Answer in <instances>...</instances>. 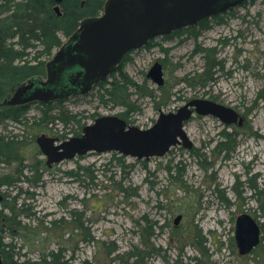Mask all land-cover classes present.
Segmentation results:
<instances>
[{"label": "rangeland", "instance_id": "374dc122", "mask_svg": "<svg viewBox=\"0 0 264 264\" xmlns=\"http://www.w3.org/2000/svg\"><path fill=\"white\" fill-rule=\"evenodd\" d=\"M234 11V19L205 34L209 47L217 46L215 41L222 35L242 34L217 55L219 60L224 59L223 70L214 71L216 80L207 87L194 90L189 86L203 67V60L193 59V41L187 37L168 41L158 38L151 49L126 55L119 67L138 86L136 93L129 89L130 103L106 106L98 99V89L93 88L85 96L67 99L63 108L84 119L86 126L96 117L114 116L127 125L148 129L160 112H176L195 95L210 92L243 116L241 126L192 115L184 124L191 150L180 143L161 158L136 160L124 156L125 172L113 161L114 152H91L53 164L35 188L15 183L18 163H0V184L9 186L0 187V201L4 194L13 197L21 189L18 204H25L28 214L17 220L30 230L46 231L51 228L47 222L62 219L52 231L70 233L59 240L64 250L60 257L69 260L68 264H132L130 256L135 248L144 254L139 264H264V195H255L250 189L254 185L264 189V0L249 1ZM66 40L62 37L63 43ZM239 49H243L241 54ZM157 62L164 66L163 86L147 77ZM93 114L95 117L90 118ZM39 117L37 104L31 103L24 105L21 123L0 122V136L16 137L29 146L24 150L26 164L45 159L37 155L40 152L35 138L31 142L30 125ZM53 129L70 131V127L63 131L60 124ZM223 132L232 136L227 146L221 143ZM68 138L74 137L69 133ZM176 165L184 168L183 183L172 181L173 173L167 170ZM88 167L94 173H86V178L75 180L66 175L70 171L83 174V168ZM119 183L123 193L117 190ZM26 192L34 195L28 197ZM74 211L80 214L84 229L72 223ZM243 214L259 225L262 239L241 255L235 235L237 219ZM143 216L161 226L150 240L141 233ZM178 216L181 219L175 224ZM198 230L202 240L195 237ZM85 232L93 242H85ZM49 249L55 251L57 245L51 244ZM13 260L36 264L39 254L23 248Z\"/></svg>", "mask_w": 264, "mask_h": 264}, {"label": "water", "instance_id": "95a60500", "mask_svg": "<svg viewBox=\"0 0 264 264\" xmlns=\"http://www.w3.org/2000/svg\"><path fill=\"white\" fill-rule=\"evenodd\" d=\"M243 0H107L103 13L85 18L77 30L46 65L47 81L31 79L18 87L4 101L9 106L31 102L47 103L62 99L68 93L89 91L92 83L104 78L128 52L139 49L157 36L192 25L198 20L225 11ZM55 11L59 13V8ZM73 73L66 75V69ZM147 77L157 86L164 84L162 66L157 62ZM195 113L212 115L222 123H234L238 114L230 108L207 101H190L176 112H160L153 126L140 129L114 116L101 117L82 130L80 137L56 143L55 139L40 136L36 143L47 164L71 160L87 153L117 152L136 160L161 158L182 143L191 142L184 124ZM240 122L242 119L239 120ZM181 216L174 223L178 224ZM239 253L244 255L259 244L260 227L251 216L243 214L236 224Z\"/></svg>", "mask_w": 264, "mask_h": 264}, {"label": "trees", "instance_id": "16d2710c", "mask_svg": "<svg viewBox=\"0 0 264 264\" xmlns=\"http://www.w3.org/2000/svg\"><path fill=\"white\" fill-rule=\"evenodd\" d=\"M105 2L106 0H0V122L9 120L21 123L20 117L24 106H9L4 104V101L10 98L18 86L30 78L45 76L46 60L61 46L62 37H70L83 19L99 16L103 11ZM56 7L59 8L60 14L55 11ZM203 21L205 20H202L201 23ZM194 29L177 30L172 35H167L162 39L164 41L175 40L184 34L189 38ZM153 46L154 40L150 39L144 49H151ZM189 86L193 87V83ZM129 89L136 93L138 86L118 68L116 74L109 80L98 84V96L106 106L111 103L127 105L131 102L130 97L132 96ZM64 103V99L48 103H36L40 117L30 125L33 130L31 142L35 140L36 143L37 137L42 134L51 135L58 140H65L69 133L71 136H80L84 126L83 120L77 115L68 114L63 108ZM128 107H134V104H129ZM59 124L63 131L69 130V127L70 131L61 133L55 130L54 132L53 126ZM221 137L224 139V142H221L223 145L227 146L231 142V134L223 132ZM35 143L33 144L35 145ZM28 149L29 146L16 137L0 136V163L6 165L18 163L15 172L18 178L15 183H24L35 188L41 185L44 173H47L51 167L47 164L46 159L26 164L27 158L24 150ZM40 154L41 152H37L38 156ZM117 155L119 154L113 153L115 157L113 161H116L122 172H125L124 156ZM174 168H167L169 172L173 173L171 180L183 183L184 168L178 165ZM82 173L70 171L66 175L77 180L85 177L86 173L92 174L94 172L91 167H88L83 168ZM109 179L111 182L114 181L113 176ZM32 180H35V183ZM1 186L9 187L7 183H1ZM250 189L255 192V195L260 193L264 195V189H260L257 185ZM117 190L123 193L124 189L121 183H119ZM21 194V189L13 197L4 194V199L0 201V252L12 261L19 254V251L26 248L29 252H38L39 262L36 264H68L69 260L60 257L64 250L60 249L59 240H63L64 235L70 233L68 230L59 233L52 231L53 226L61 224L62 219L47 222L51 228H47L46 231L30 230L20 220H17L28 214L25 204H18ZM25 194L28 197L34 195L33 192H26ZM169 201H172L171 197ZM73 215L72 223L74 226H77V229H84L80 214L74 211ZM140 227L141 233L147 240L152 239L155 229H161L158 222H150L147 216L141 218ZM195 237L198 240L203 238L199 230L195 231ZM84 240L87 243L93 242L89 232H85ZM17 242H19V246ZM51 244H56L57 250L50 251ZM135 249L130 257L134 260L132 264H139L144 254L141 250ZM190 261L198 262V259L190 258ZM14 264L18 263L14 261ZM174 264H178V262L175 261Z\"/></svg>", "mask_w": 264, "mask_h": 264}, {"label": "flooded vegetation", "instance_id": "af4514ba", "mask_svg": "<svg viewBox=\"0 0 264 264\" xmlns=\"http://www.w3.org/2000/svg\"><path fill=\"white\" fill-rule=\"evenodd\" d=\"M249 1H252V0H243L241 3L235 5V6H231V7H228L225 11H222V12H219L217 14H214V15H211L209 17H205V18H202L200 20H198L197 22L193 23L192 25H188V26H185L181 29H176V30H173L171 31L170 33L168 34H164V35H160V36H157V37H154L152 38L154 41L158 38H163L167 35H172V33L174 31H182L184 29H187V28H195L194 29V32L192 33L191 37H189L190 40L193 41L194 43V47H193V59H201L203 60V67H202V70H201V73L200 74H196L195 76V80H194V83H193V87H191L192 89L194 90H197L198 89H202V88H205L207 87V85L212 82V81H215L216 79H214V71H220V70H223V65H224V59H218L217 58V55L220 54L224 49L225 47H227L228 45H230V42L231 41H234V40H237V39H240L242 37V34H240V32L238 33V35L236 36H227L226 34L225 35H222L220 38H217L216 39V43H217V46L215 47H209L207 46V44L205 43L206 42V32L211 30L213 27L215 26H225L229 20L231 19H234V17L236 16L235 14V8L236 7H241V6H244L247 2ZM202 20H205L203 21V23H201ZM79 27V26H78ZM77 27V28H78ZM77 30V29H76ZM75 30V31H76ZM74 31V32H75ZM73 32V33H74ZM178 36V35H176ZM175 36V37H176ZM184 37H187L185 34L184 35H180L179 38L177 39H181L183 40ZM69 40V38H67V40L62 44L61 46L56 50L54 51L53 55L51 57L48 58V61L46 62V65L49 61L52 60V58L55 56V54L63 47V45ZM179 42V40H177ZM184 42V41H182ZM146 46V45H145ZM141 47L139 49H136V50H132L128 53H126L113 67V70L110 71L104 78L102 79H99L97 80L96 82L92 83L90 89L88 92L82 94V93H79L80 90H75L74 92H71V93H68L66 96H64L62 99H64L65 101L69 98H77V97H82V96H85L86 94H88L93 88L95 89H98V84L103 82V81H106V80H109V78H111L114 74H116V71L117 69L120 67V65L122 64L123 60L125 59L126 60V55L130 54L131 52L133 51H137V50H140V49H144V47ZM243 52V49H239L238 50V53L241 54ZM257 58H258V54H257ZM160 64V63H159ZM162 66V72H163V77L165 76V72H164V66L163 64H160ZM45 76H34L32 78H30L29 80H27L26 83L24 84H27L31 79H37V80H41V81H47V77H48V71H47V67L45 66ZM73 68H69L68 70L66 69V75L68 76L69 74H72L73 73ZM149 72V71H148ZM229 74V73H227ZM197 79V80H196ZM151 80V79H150ZM152 81V80H151ZM165 81V79H164ZM23 84H21L20 86H22ZM164 85V84H163ZM162 85V86H163ZM18 86V87H20ZM18 87L14 90V92L12 93V95H14V93L16 92V90L18 89ZM11 95V96H12ZM10 96V97H11ZM98 99L100 101V97L98 96ZM190 101H207V102H211V103H215V104H218L220 106H224V107H227V108H230V109H233L235 112L236 110L234 108H231V107H228L226 105L223 104V102L221 101V96H216V95H212L210 92H205V95H195V97H193L191 100H189L188 102ZM187 102V103H188ZM31 103H40L38 101L36 102H31ZM29 103V104H31ZM48 103V102H47ZM186 104V103H185ZM184 104V105H185ZM28 105V104H26ZM23 106V105H21ZM19 106V107H21ZM193 110V109H192ZM192 115H196L197 117H200V118H203V117H206V116H202V115H199L197 113L194 112L193 110V114ZM207 116H210V117H213L215 119H218L212 115H207ZM95 117V115H91L90 118H93ZM101 117H108V116H100V117H96L94 119V122L101 118ZM242 118V120L244 119L243 116L240 117L238 115V119L234 122V123H230L231 125H237V126H241L243 121H239L240 119ZM219 120V119H218ZM85 120L83 119V124L85 123L84 122ZM220 121V120H219ZM93 122V123H94ZM221 122V121H220ZM92 123V124H93ZM222 123V122H221ZM223 125H226V126H229L230 124H225V123H222ZM244 124V123H243ZM86 125L84 124L83 128L85 127ZM83 130V129H82ZM42 135H45V134H42ZM82 135V133L80 134V136ZM80 136H76V137H80ZM52 137V136H51ZM75 137V136H73ZM49 138V137H48ZM54 138V137H52ZM192 149V146H190V150ZM46 159V157H44ZM52 165H49V167H52ZM261 233H260V240H259V244L261 242ZM0 264H14V260L10 261V259H8L3 253L0 252Z\"/></svg>", "mask_w": 264, "mask_h": 264}]
</instances>
